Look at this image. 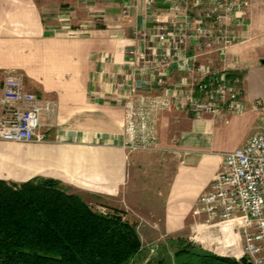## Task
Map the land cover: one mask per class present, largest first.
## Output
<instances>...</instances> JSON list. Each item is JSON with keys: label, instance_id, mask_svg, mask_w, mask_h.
Segmentation results:
<instances>
[{"label": "crops", "instance_id": "1", "mask_svg": "<svg viewBox=\"0 0 264 264\" xmlns=\"http://www.w3.org/2000/svg\"><path fill=\"white\" fill-rule=\"evenodd\" d=\"M263 7L264 0H251L246 41L216 63L241 78L247 103L264 104ZM151 27L140 0H0V96L4 73L12 71L26 91L55 103L45 143L0 141V180L53 179L95 210L120 211L141 242L132 264H179L184 241L196 245V254L239 262L240 246L217 245L216 227L196 213V201L214 181L222 154L257 131V114L194 120L162 112L157 150L128 154L120 147L122 93L134 65L129 53L143 49L135 33Z\"/></svg>", "mask_w": 264, "mask_h": 264}, {"label": "built area", "instance_id": "2", "mask_svg": "<svg viewBox=\"0 0 264 264\" xmlns=\"http://www.w3.org/2000/svg\"><path fill=\"white\" fill-rule=\"evenodd\" d=\"M140 1L152 27L135 33L143 49L129 53L134 65L122 93L120 147L128 154L157 150L156 122L162 112L180 111L194 120L257 114V131L241 147L222 154L214 181L196 201V213L216 227L221 249L240 246L237 261L264 264V104L245 102L241 78L216 64L225 62L232 46L246 41L251 0ZM122 15L128 16L127 7ZM0 106V141L45 143L54 102L26 91L22 79L6 71Z\"/></svg>", "mask_w": 264, "mask_h": 264}, {"label": "trees", "instance_id": "3", "mask_svg": "<svg viewBox=\"0 0 264 264\" xmlns=\"http://www.w3.org/2000/svg\"><path fill=\"white\" fill-rule=\"evenodd\" d=\"M97 213L53 179L0 180V264H132L141 250L135 225L117 210ZM180 253L197 257L196 264H242Z\"/></svg>", "mask_w": 264, "mask_h": 264}, {"label": "rangeland", "instance_id": "4", "mask_svg": "<svg viewBox=\"0 0 264 264\" xmlns=\"http://www.w3.org/2000/svg\"><path fill=\"white\" fill-rule=\"evenodd\" d=\"M263 14H264V7H263ZM7 183H12V182H10V181H7ZM94 209V208H93ZM95 210V209H94ZM96 211V210H95ZM105 212L107 213V214H111V211H108V210H105ZM196 245L195 244H192V243H187V241H184V242H180L179 243V246H178V249H177V251L179 250V251H182V250H184V249H189V250H191L192 251V253H196L198 250H196V247H195ZM180 256L181 255H178L177 256V259H179L180 258ZM183 260H181V261H185L186 263H191V264H196V259H197V257H195V256H189V257H183L182 258ZM231 261H233V260H231ZM176 262H177V260H176ZM163 264H172V263H170V260L168 259V258H165L164 260H163Z\"/></svg>", "mask_w": 264, "mask_h": 264}, {"label": "water", "instance_id": "5", "mask_svg": "<svg viewBox=\"0 0 264 264\" xmlns=\"http://www.w3.org/2000/svg\"><path fill=\"white\" fill-rule=\"evenodd\" d=\"M261 63L264 64V60ZM97 214L100 215V213H97ZM239 262L242 263V264H249V263L246 262L245 258H241Z\"/></svg>", "mask_w": 264, "mask_h": 264}, {"label": "bare ground", "instance_id": "6", "mask_svg": "<svg viewBox=\"0 0 264 264\" xmlns=\"http://www.w3.org/2000/svg\"><path fill=\"white\" fill-rule=\"evenodd\" d=\"M20 173V172H19ZM12 175H14V174H12ZM17 175V174H16ZM18 176H20V175H18ZM25 176V175H24ZM26 178V177H25Z\"/></svg>", "mask_w": 264, "mask_h": 264}]
</instances>
